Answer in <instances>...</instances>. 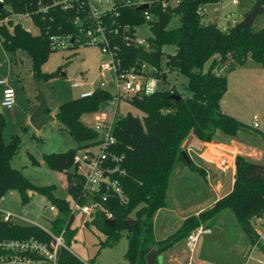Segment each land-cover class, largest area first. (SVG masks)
<instances>
[{
    "label": "trees",
    "instance_id": "16d2710c",
    "mask_svg": "<svg viewBox=\"0 0 264 264\" xmlns=\"http://www.w3.org/2000/svg\"><path fill=\"white\" fill-rule=\"evenodd\" d=\"M216 2L218 0H181L179 5L167 9L159 3L155 4L151 8L153 18L147 21L154 37L146 39V46L134 42L136 27L146 22L143 11L118 5L105 19L113 31L118 29V33L111 35V41L117 46L122 69L140 71L142 65L147 64L157 69L155 75L165 85H170L168 74L172 72L188 78L183 92L172 86V89L149 95L136 94L129 99L128 102L142 113L141 118L130 112L126 115L120 113L115 118L113 135L118 141L117 149L127 158L125 167L128 177L124 180V187L129 203L113 211L115 227H109L103 215L97 216L93 224L107 235L110 244L119 242L121 231L126 232L129 242L126 258L130 264H147L146 256L154 247L159 248L158 255L162 254L226 210L234 213L250 245L259 247L264 253L254 225L255 218L264 216V164L242 155L236 158L235 183L228 195L212 208L187 218L167 239L157 240L155 234L154 220L168 204V190L174 172L180 163H187L181 153L190 135H195L202 142H211L217 131L231 139L242 132L258 131L226 114L221 102L228 91L227 72L249 62L264 67V27L254 25L248 28L238 22L223 31L215 24H202L198 8ZM257 2L262 3L260 15H264V0H254V3ZM36 4L37 0H6L5 5H0V20L11 13L29 12L33 14L31 22L39 29V33L34 34L19 23H3L0 24V40L6 52L23 51L30 56L35 79L40 83L57 76L42 72L50 54L57 51L52 47L51 36L78 35L79 25L74 21L77 15L83 20L86 14L77 13L76 8L68 11L56 9L43 19L41 14L35 13ZM247 15L248 12L245 17ZM51 18L53 21H50ZM175 18L179 26L169 30L168 26ZM84 25L88 24L85 22ZM165 45L174 46L176 52L168 55L164 64ZM77 48L73 46L69 49ZM210 60L213 64L206 72L204 66ZM225 66V73H219L220 69H217ZM174 95L181 99H174ZM113 98L109 90L98 88L89 97H79L60 105L56 118L78 143H87L81 147L95 144L98 133L87 127L81 118L86 113L103 110ZM4 125L0 114V200L9 191L18 192L25 204L31 200L28 191L45 196L58 210L56 219L52 221L53 231L60 234L65 229V242L70 247L77 234V229L72 228L75 217L71 205L65 199L56 198L53 187L36 186L20 170L12 167L11 161L20 148L21 138L15 136L10 144H5L2 138ZM76 151L73 149L45 156L49 167L66 174L67 189L72 196V178L83 182L81 175L69 172L74 165ZM189 165L203 176V171L196 169L192 160ZM130 219L136 220L137 224L126 225L125 222ZM20 240H36L48 245L52 242L40 227L5 221L0 211V241ZM1 253L6 255L8 252ZM58 264L86 263L66 248H60Z\"/></svg>",
    "mask_w": 264,
    "mask_h": 264
},
{
    "label": "rangeland",
    "instance_id": "374dc122",
    "mask_svg": "<svg viewBox=\"0 0 264 264\" xmlns=\"http://www.w3.org/2000/svg\"><path fill=\"white\" fill-rule=\"evenodd\" d=\"M237 1V4H233L232 0H222L225 5L224 14L230 15V21H242L245 13H249L256 4L254 0ZM221 24L229 23L222 20ZM22 25L34 34L39 33V29L29 19L23 21ZM254 25L264 27V15H259ZM178 26L179 21L175 18L170 22L168 29H175ZM10 30L12 31L11 27ZM135 36L138 40H146L154 37V33L146 21L136 27ZM175 52L174 46L165 45L163 63L165 64L168 55H173ZM109 60V55L94 46L53 51L43 65L42 72L57 76L38 83L33 73L30 56L23 51L6 52L0 40V80H5L7 83L0 85V114L5 121L2 138L5 144H10L15 136L21 138L20 148L13 157L11 165L20 170L32 184L53 187L54 196L67 200L72 209L75 201L80 198L82 181L72 178L73 198L67 189L66 174L49 167L45 162V156L66 153L73 149L85 152L86 148L81 145L87 143H78L56 116L60 105L81 97L83 92L105 88L115 96L116 90L112 86L113 74L101 67L102 63ZM212 64L213 60L207 62L204 71L208 72ZM219 69V73H225L226 66L217 70ZM226 75L228 91L224 98L228 100V104L224 105L223 111L247 125L251 122L253 124L255 116L258 118L257 121L263 132L253 131L244 134V137L257 145L260 144L263 150L260 163L264 164V67L249 62L246 66L227 72ZM74 83H82L83 87L75 88ZM168 83L183 92L188 78L183 74L172 72L168 74ZM8 87L15 91L13 109H8L2 104L4 90ZM39 90L46 99L48 115L53 120L37 130L32 126L30 118L39 105ZM115 111L116 107L109 105L107 110L84 114L81 120L87 127L95 130L97 125L112 122ZM118 111L124 115L130 112L134 116L142 117V113L127 100L120 101ZM97 133L98 139L104 138L105 134L102 131ZM217 134H221L220 131H217ZM90 148L96 150L97 146ZM75 171L74 167L69 169L70 173ZM87 171L86 166L79 169V173L82 174ZM28 195L31 200L25 204L18 192L9 191L0 200V211H11L18 216L27 212L30 220L36 221L47 230H53L52 221L56 219L57 211L49 210L51 202L45 196L32 191H28ZM214 198L200 175L190 170L179 174L177 168L167 196V202L171 205L169 211H174L171 217L173 219L168 224H162L160 220L155 219L156 235L165 238L175 233L182 224L181 218L190 216L201 207L205 209L210 207L209 204ZM94 219L81 213L76 214L72 228L77 229V234L69 245L72 253L86 264H130L126 258L129 249L126 232L121 231L120 241L110 244L107 242V235L93 224ZM211 222H213L212 226L207 227L210 233L200 236L193 253L188 247L186 248L184 240L179 242L181 244L179 252L183 254L182 250H184L185 253L184 258L179 261L180 264H187L190 257L195 264H264L263 251L259 247L253 248L250 245L232 211H224ZM261 244L264 246V240ZM166 253L165 255H168V252ZM156 261L163 263V255L157 256Z\"/></svg>",
    "mask_w": 264,
    "mask_h": 264
},
{
    "label": "built area",
    "instance_id": "2783aa9c",
    "mask_svg": "<svg viewBox=\"0 0 264 264\" xmlns=\"http://www.w3.org/2000/svg\"><path fill=\"white\" fill-rule=\"evenodd\" d=\"M181 0H37L36 14H41L43 19L51 11L60 9L63 11L76 8L77 13L86 14L84 19L77 15L74 23L79 25L78 35H52L51 44L55 50L69 49L76 46L78 48L84 46H94L109 55L110 60L102 63L101 67L105 71L113 74L114 80L112 86L116 90V94L109 105L116 107L115 116L112 122L97 125L96 132L102 131L105 136L98 139V142L88 146L85 152L78 149L73 158V167L76 173L82 176V189L80 198L75 201L72 214L75 217L77 213L85 216L96 218L103 215L107 220L114 219V214L110 206L107 204L108 199L115 198L119 202V207L129 203V196L124 187V180L128 177L125 167L126 155L118 151V141L113 135L115 118L120 114L118 107L121 100H129L136 94H153L163 89H172L171 85H165L155 74L158 72L155 67L142 65L141 70L122 69V61L118 57L117 46L112 44L111 35L118 33V29L113 31L105 22V19L116 10L118 5L139 8L148 5V8L141 10L144 12L146 21L153 18L151 8L155 4H160L164 9L179 5ZM6 0H0V5H5ZM77 3L78 6L75 4ZM233 4H237V0H232ZM225 5L222 0L216 3L203 5L198 8V15L202 24H215L223 31L234 26L241 21H230V15L224 14ZM116 14H118L116 12ZM33 14L11 13L10 16L0 20L3 23H19L23 24L26 19H31ZM86 20V21H85ZM228 21V25H222L221 21ZM50 21H53L51 18ZM85 22L88 24L85 26ZM23 26V25H22ZM264 26V25H263ZM23 28H25L23 26ZM73 41V42H72ZM136 45L146 46V40H138L135 38ZM0 85H7L5 80H0ZM73 87L81 88L82 83H74ZM151 87L152 91H149ZM93 91L83 92L81 97L91 96ZM15 101V91L8 87L4 90L3 106L13 109ZM109 105L103 110H107ZM258 118L253 119L252 127L259 129ZM92 146H97L93 150ZM82 166L88 168L87 173H79ZM84 202V203H83ZM118 207V208H119ZM50 211L58 210L55 206L49 207ZM3 219L5 221H15L18 223L37 226L43 229L52 239L50 245L36 240H20V241H0V264H58V251L60 248H66L71 251L65 242L66 230H62L60 234L54 233L53 230H47L40 226L36 221L28 218L27 212L18 216L11 211H3ZM255 230L259 236V242L263 239L264 233V216L254 219ZM204 233H210V229L203 225L194 230L186 239L187 247L193 253L199 238ZM1 252H8L6 255ZM72 252V251H71ZM12 253V255H11ZM15 253V255H13ZM22 254V255H17Z\"/></svg>",
    "mask_w": 264,
    "mask_h": 264
},
{
    "label": "crops",
    "instance_id": "0c3cea01",
    "mask_svg": "<svg viewBox=\"0 0 264 264\" xmlns=\"http://www.w3.org/2000/svg\"><path fill=\"white\" fill-rule=\"evenodd\" d=\"M226 103L228 104V100H225V98H223L221 102L222 110ZM249 126L252 127V122L251 124H249ZM260 127L261 126L259 125L258 131L263 132ZM244 134L247 133H239L238 136L233 139L226 138L222 134H216L211 142H202L195 135H190V137L184 144V151L190 158V162L191 160L193 161L194 167L203 171V176H201V179L203 180V182H205L206 187L210 188V192L214 195L215 198L209 204L211 205L210 207L206 209L204 207H201L190 214V216L181 218L182 224L187 218L195 215L197 216L203 211L212 208L220 199H222L232 191L235 183L236 158L238 155L245 156L255 162L261 161L260 159L263 157V150L260 144L257 145L255 144V142H251L246 137H244ZM177 168H179V174L182 171L186 170H190L196 173L188 163H180ZM169 207L171 208L170 204H168L166 208L160 210L155 219L160 220L162 224H168L173 219L171 217L172 213L174 212H170ZM212 223L213 222H209L206 227H211ZM262 230L264 233V229ZM169 236L162 238L156 235V238L157 240H165ZM263 240L264 236L263 239L260 240V243ZM184 243L187 248L186 239L184 240ZM180 250L181 244L179 243L178 245L176 244L167 251L160 254L164 257L163 263L180 264V259H183V256L185 255L184 250H182L183 254L182 252H179ZM166 252H168V255H165L167 254ZM187 264H195L192 261V257H190V259L187 261Z\"/></svg>",
    "mask_w": 264,
    "mask_h": 264
},
{
    "label": "water",
    "instance_id": "95a60500",
    "mask_svg": "<svg viewBox=\"0 0 264 264\" xmlns=\"http://www.w3.org/2000/svg\"><path fill=\"white\" fill-rule=\"evenodd\" d=\"M147 8H148V5H143V6L139 7L138 9L139 10H145ZM261 9H262V3L257 2L254 5V7L251 9V11L248 13V15L246 17H244V19L241 21V24L244 25L245 27H248V28L253 27L256 20L258 19V16L261 13ZM173 98L177 99V100L181 99V97L178 95H174ZM38 99H39V105L37 106V108L33 112L32 116L30 118V122H31L33 127H35L37 130H40L43 127V125L51 122L53 120V118L47 114V108H48L47 102H46V99L40 90L38 92ZM181 154L185 158L186 162L188 164H190V158L188 157L187 153L185 151H182ZM107 204L110 206V208L112 210H116L119 207V202L115 198L108 199ZM106 224L109 227H115L116 221L113 219L107 220ZM125 224L126 225H136L137 221L130 219V220H127L125 222ZM158 253H159V248L154 247L146 256L147 264H157L156 258L158 256Z\"/></svg>",
    "mask_w": 264,
    "mask_h": 264
},
{
    "label": "clouds",
    "instance_id": "9594fccd",
    "mask_svg": "<svg viewBox=\"0 0 264 264\" xmlns=\"http://www.w3.org/2000/svg\"><path fill=\"white\" fill-rule=\"evenodd\" d=\"M149 91H152L151 87L149 88Z\"/></svg>",
    "mask_w": 264,
    "mask_h": 264
}]
</instances>
